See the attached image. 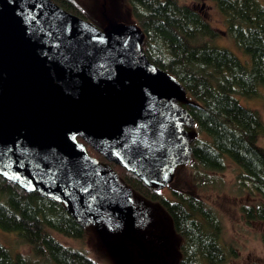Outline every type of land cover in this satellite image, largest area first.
<instances>
[{
    "label": "water",
    "instance_id": "1",
    "mask_svg": "<svg viewBox=\"0 0 264 264\" xmlns=\"http://www.w3.org/2000/svg\"><path fill=\"white\" fill-rule=\"evenodd\" d=\"M143 40L136 23L102 29L53 0H0V174L83 226L108 214L144 252L133 190L84 144L154 189L191 160L186 91Z\"/></svg>",
    "mask_w": 264,
    "mask_h": 264
},
{
    "label": "trees",
    "instance_id": "2",
    "mask_svg": "<svg viewBox=\"0 0 264 264\" xmlns=\"http://www.w3.org/2000/svg\"><path fill=\"white\" fill-rule=\"evenodd\" d=\"M53 1L100 27L77 1ZM125 2L144 35L142 46L148 59L174 76L186 91L184 107L195 127L188 165L203 176L223 172L229 159L264 198V147L259 143L264 121L257 110L240 102L241 97L258 96L264 88V5L260 0H216L226 24L221 30L211 24L201 7L180 0ZM225 36L248 55L250 64L216 44ZM84 144L92 157L112 167L124 185L166 211L181 239L177 264H226L237 255L222 244V221L201 198L173 190L170 199ZM241 211L248 223L264 222L263 202L244 205ZM105 217L115 224L108 214ZM0 229L16 234L32 253H14L0 241V264H102L54 236L56 232L84 240L89 234V227L80 224L64 203L27 192L1 174Z\"/></svg>",
    "mask_w": 264,
    "mask_h": 264
},
{
    "label": "rangeland",
    "instance_id": "3",
    "mask_svg": "<svg viewBox=\"0 0 264 264\" xmlns=\"http://www.w3.org/2000/svg\"><path fill=\"white\" fill-rule=\"evenodd\" d=\"M75 1L102 29L115 23L135 24V19L125 0ZM180 1L201 7L214 27L226 29L225 18L219 11L216 0ZM260 2L264 5V0ZM218 41L217 45L229 49L245 64H250L248 55L233 39L225 36ZM240 102L248 108L257 110L264 121V88L260 89L258 96L251 99L241 97ZM185 130L189 139L195 135L194 125L185 126ZM259 143L264 147V136ZM226 163L227 166L223 172H206L203 176L196 175L191 165L180 166L176 169L172 182L159 189L170 199H173V190L193 194L216 211L224 228L222 244L227 250H235L237 253L235 257H230L226 264H264V222L248 223L241 211L244 205L264 203V198L241 177L242 171L233 161L227 159ZM133 193L132 202L138 216L137 237L147 249L161 251L168 264H177L181 257V239L173 228L171 218L160 205L147 201L134 191ZM105 218L104 215L100 222L88 225L89 234L84 240L69 238L56 232L53 234L64 245L85 251L89 257L99 263L124 264V260L116 254V249L129 250L130 243L124 235L118 234L112 221ZM122 237H124V243L121 241ZM0 241L14 253L21 252L32 256L29 246L23 244L14 233L0 229ZM137 255L136 251L135 256ZM33 258L35 260V257ZM136 261V264H148L143 255L141 258L137 257Z\"/></svg>",
    "mask_w": 264,
    "mask_h": 264
},
{
    "label": "flooded vegetation",
    "instance_id": "4",
    "mask_svg": "<svg viewBox=\"0 0 264 264\" xmlns=\"http://www.w3.org/2000/svg\"><path fill=\"white\" fill-rule=\"evenodd\" d=\"M136 231H138L137 228H136ZM119 245H122V244H119ZM130 246L131 248L129 250L126 248L124 250H121V248L116 249V254L119 255L120 258L124 260V264H136L137 263L136 258L137 257L141 258L142 255L145 258V262L148 264H168L165 256L159 250L151 251L147 249L146 246L143 244L144 250H145L143 252L142 250H140L137 246L133 245L132 243H130ZM136 251L138 254L137 256H135Z\"/></svg>",
    "mask_w": 264,
    "mask_h": 264
}]
</instances>
